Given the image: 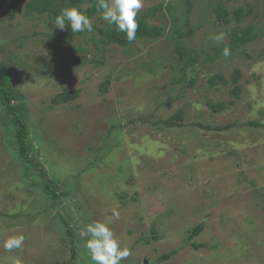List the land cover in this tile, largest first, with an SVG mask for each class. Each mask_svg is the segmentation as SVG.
Here are the masks:
<instances>
[{"label": "rangeland", "instance_id": "1", "mask_svg": "<svg viewBox=\"0 0 264 264\" xmlns=\"http://www.w3.org/2000/svg\"><path fill=\"white\" fill-rule=\"evenodd\" d=\"M184 1L144 0L139 14L161 5L164 16L157 11L148 21L165 31L126 47L101 41L97 29L107 22L101 12L92 17L93 31L65 40L45 16L27 15L25 1L12 18L0 19V64L28 126L42 134V142L33 140L41 169H28L13 155V132L0 107V264H94L79 231L113 209L120 216L111 226L131 250L121 264H264V127L246 124L264 121V0H192L194 33L183 42L198 61L173 83L181 72L165 5L181 17ZM219 4L248 13L222 25ZM244 28L256 30L253 41L205 61L212 47ZM220 32L224 40L214 41ZM191 75L196 80L188 85ZM73 89L75 100L51 103ZM219 103L224 108L212 111L209 105ZM177 111L179 125L165 126ZM42 178L54 184L56 200L42 192ZM199 223L201 232L188 241ZM16 234L25 236L23 247L6 251L4 240Z\"/></svg>", "mask_w": 264, "mask_h": 264}, {"label": "trees", "instance_id": "2", "mask_svg": "<svg viewBox=\"0 0 264 264\" xmlns=\"http://www.w3.org/2000/svg\"><path fill=\"white\" fill-rule=\"evenodd\" d=\"M23 1H25L24 9L27 15L45 16L47 22L50 25L54 24L56 15H58L61 9L65 7H70L75 5L83 8L82 6L88 3V5L83 9H86L87 15L90 18L95 16L98 12H101L97 10L98 0H10L4 6H1L0 4V19L5 17L12 18L15 9ZM184 3H185V11L183 15H181V17L174 16L173 11L175 10V8L171 7L169 3L165 5L166 11L170 15L172 21V23L170 24L168 38L174 40V53L177 56L176 58L179 64L178 69L181 72L180 77H178V79L176 80H173V83H177L181 79L182 80L186 79L188 73L191 72L194 65L198 61L197 52L195 50H191L183 42V40H186L187 38L191 37L192 34L194 33V28L190 25V18H189L191 8L193 6V2L192 0H185ZM157 11H160V15L164 16V14L161 12L162 11L161 5H156L151 8H148V10L145 13L138 15L137 19L139 22V27L137 29L135 40L156 39L163 35L165 31L164 25L161 24L152 25L148 21V18L154 17L157 14ZM214 11H215L216 20L218 21L219 24L222 25L228 23L232 18L238 20L241 17L247 15L248 13L243 7H236L233 9L232 13H229L226 9L223 8L221 4L217 5ZM228 17L231 18L228 19ZM97 32L101 36V41L107 45L117 44L119 46L126 47L135 41L134 40L132 42H128L126 39V34L119 32L114 24H109L108 22L104 24V27L98 28ZM84 33H86V31L81 33H72L70 27H66L65 30H61V32L58 33L57 36L60 39L65 40L72 38L75 34L82 35ZM229 37H230L229 42H225L219 46L212 47L210 53H207L208 56H206L205 61L210 62L213 61L215 58L224 57L223 48L225 47V45H228L230 47L231 52L241 49L244 45L253 41L256 38V30L252 28L234 29L232 32L229 33ZM195 80H196L195 77L191 75L186 82L188 85H192L194 84ZM209 81L210 83L213 82V78H210ZM231 81L233 82L234 85L231 89V93H233L238 99L240 96V86L236 84L237 76L234 75ZM109 83H110L109 79H106L105 81L101 82L99 84V91L101 93L106 92ZM15 93L16 90L13 86V82L8 70L3 65L0 64V107L6 113L8 118L7 125L13 132L12 139H9L8 143L12 147L13 155L16 160L21 162L26 168L32 170L34 169L37 171L41 169L40 157L42 156L40 155L41 151L38 143L33 140L35 139L34 137H36V139H39L41 141L42 134H37L33 126H32V130L30 126H28L26 116H24L25 107L20 103L14 102ZM78 95H79V90L77 89L63 90L61 92H58L51 98V103L53 105L65 104L75 100L78 97ZM19 97L23 99L24 96L19 95ZM232 102L233 100L229 101V103ZM209 106L211 110L214 112L220 111L224 108V104L222 103L216 105L211 104ZM261 113H264V109L263 112ZM180 120H181V113L177 111L175 114L165 119L163 123L165 126L168 127L176 126L179 125L178 121L180 122ZM246 124L253 127H264V121L260 122L256 120L255 121L249 120L246 122ZM198 125L201 126V124ZM234 125H236V122L228 123L224 125V127L230 128ZM222 128L220 126L214 127L215 130H220ZM31 132H33L34 136L31 134ZM43 178H47L46 175H44ZM43 178H42V184L44 187H42V192L46 194L50 199L56 200L57 197L54 193V189H55L54 184H52L51 181L50 182H47L46 180L43 181ZM54 200H51L52 203L54 202ZM202 225H203L202 223H199L191 229V231L187 236L188 241L201 232ZM67 234L70 236L71 243L73 242L74 238H75L74 241H76V236L74 237L72 235V232L69 228L67 229ZM192 245L198 248V246L202 244L192 243ZM72 246L73 247L71 251L73 253L75 246L74 245ZM174 253L175 251L172 250L170 253L164 254L162 258L168 259Z\"/></svg>", "mask_w": 264, "mask_h": 264}, {"label": "clouds", "instance_id": "3", "mask_svg": "<svg viewBox=\"0 0 264 264\" xmlns=\"http://www.w3.org/2000/svg\"><path fill=\"white\" fill-rule=\"evenodd\" d=\"M143 6L144 0H98L97 10L101 11L103 20L114 24L119 32L126 34L127 41L132 42L136 39L139 27L137 17ZM54 23L60 30L70 27L72 33L93 31V21L87 15L86 9L75 5L62 8ZM224 36L225 34L220 32L213 35L212 39L221 42ZM231 54L230 47L225 45L224 57ZM119 216V211L113 209L111 217L94 220L80 229L79 236L84 240V246L94 264H121L131 255L130 248L116 236L111 226L113 218L119 219ZM24 241L23 234L12 235L4 240L3 247L11 252L22 248Z\"/></svg>", "mask_w": 264, "mask_h": 264}]
</instances>
